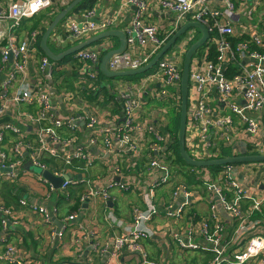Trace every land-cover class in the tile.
<instances>
[{
  "label": "built area",
  "instance_id": "obj_1",
  "mask_svg": "<svg viewBox=\"0 0 264 264\" xmlns=\"http://www.w3.org/2000/svg\"><path fill=\"white\" fill-rule=\"evenodd\" d=\"M53 1L9 0L6 9L0 10V75H5L0 88V118L7 115L15 121L24 118L27 123L37 126L39 147L30 152V159L33 165L43 169H47L41 160L44 152L55 156V143L67 147L77 139L60 140L57 129L64 126L81 128V123H84L91 130L89 141L83 149L70 152L66 148V153L62 155L64 162L72 165L74 160L84 159L92 165L101 159L100 155H91L85 147L120 159L128 173H124L121 164V168L112 172L115 178L120 179L105 184L97 183L90 195L105 200L110 198L112 190L126 191L133 188L139 192L143 203V209L133 211L131 225L125 226L119 221L116 223L120 231L113 232L111 238L103 239L97 231L88 230L84 224L79 225L74 231L73 243L77 246L74 255L82 252L78 250L82 244L90 242L98 260L107 255L105 264H175L169 261V257H174L172 250L180 255L208 251L212 257L203 262L199 260L200 264H264V189L261 188L264 187V161L246 164L252 173H259L260 188L238 182L235 175L239 174V170H245L244 163H239L220 171L201 167L196 177L203 176L207 180H203L205 194L198 192L199 189L194 186L180 182L176 171L167 162L171 137L160 132L155 124L156 115L165 112V108H147L151 99L181 108L183 62L190 44L194 42V34L186 36L181 44H177L178 38L175 43L179 50L175 48L169 52L174 43L139 83H120L117 86L115 90L122 105L121 116H113V127L101 128L99 115L88 113V116L63 117L55 111L48 81L58 79L55 77L56 62L37 48V31L19 37L23 19L50 7ZM156 2L162 9L174 13L171 22L165 27L147 20L151 0H123L116 15L112 17L98 14L97 7L73 13L62 24L63 33L54 31L51 34L52 41L64 51L99 33L115 30L122 22L121 10L134 7L136 10L126 26V49L114 54L108 62L111 71H129L150 63L184 25L190 22L202 23L209 31L205 44L215 45L218 52L211 57L209 47L203 46L192 57L186 128V144L190 155L200 161L221 159L218 155L222 144L234 148L233 143H236V137L241 132L249 135L250 149L247 155H264V51L258 49H264V13H260L263 0ZM245 35L247 38L236 44L230 39ZM102 46L108 47L107 44ZM104 55L99 47L90 46L74 53L73 58L80 64L76 80L80 87H92L96 91L100 84L99 67ZM73 60H69L71 63L68 65L58 66L59 69L71 71ZM230 63L236 67L234 75L227 73ZM155 65L158 66L156 71L150 72ZM30 67L34 69L33 77ZM61 96L66 103L77 102L81 97L68 89ZM102 100L100 96L99 101ZM34 101L38 103L39 111L35 115L27 110L23 113L21 107ZM212 101L216 102L215 106ZM227 109L239 118L236 126L233 117L227 114ZM163 119L161 121L165 123ZM12 123L0 125V167L11 168L6 173L0 172V180L15 179L25 153L32 148L21 135L20 127ZM10 134L19 137L7 152L3 148L4 137ZM47 138L53 144H47ZM237 155L234 153L231 156ZM11 157L14 159L11 160ZM143 157L146 158L144 164H141L139 161ZM53 172L57 176L64 174V171L59 170ZM137 177L142 179L138 184ZM39 180L48 182L42 176ZM71 183L73 181L69 179L63 181L61 188L65 193H69L68 186ZM172 185L175 189L168 199H156L157 189ZM179 198H183L184 203L175 208L174 203ZM202 198L211 208V213L203 217L201 213L195 215L197 207L193 206ZM20 202L23 205L27 203L24 199ZM245 203L249 204L248 209L244 208ZM216 204L231 217L229 224L217 216ZM33 207L42 221L51 227L50 240L54 236L62 238L68 230V223L58 233L57 228L51 226L52 213L43 205ZM161 214L176 222L187 220L188 224L182 232L168 229V225H155V219ZM252 217H257L258 221ZM19 224L16 212L0 202V264H40L15 243L11 229ZM256 224L260 225L259 231H253ZM158 236H166L172 245L169 247L168 244L167 252H164L167 256L163 255L157 261L150 257L144 242ZM204 244L212 248H206ZM93 260L91 257L89 262Z\"/></svg>",
  "mask_w": 264,
  "mask_h": 264
},
{
  "label": "crops",
  "instance_id": "obj_2",
  "mask_svg": "<svg viewBox=\"0 0 264 264\" xmlns=\"http://www.w3.org/2000/svg\"><path fill=\"white\" fill-rule=\"evenodd\" d=\"M122 2L123 0H100L98 3L99 6L97 7V13L112 17L113 15H116V12ZM62 3L63 0H54L50 7H55L57 9V6ZM7 4L8 1L0 3V9H6V6H8ZM262 9L264 10V0ZM135 10L136 9L134 7L121 10V16L123 18L122 22L116 27V30L124 32L126 34L127 23ZM263 10L260 13H262ZM148 13L149 16H147V20H149V22L157 23L164 27L167 26V24H169L171 22V19L173 18L172 13H169L166 10L162 9L157 4L156 0H151ZM29 32L30 31H28V29H24L23 31H21L19 37H25ZM104 44L108 45V47H106V50H111V47H113V49L119 47L120 41L119 39L117 41L111 42L102 41L101 43H94V45L90 47H99V50L101 49V51L104 53L105 51L100 48ZM63 61L64 62L61 63L62 66L66 65L65 63L68 62L69 59H65ZM31 77H33L32 73ZM99 78L102 85L111 87V80L108 79L107 81V79L105 80V77L102 80L101 76ZM3 79L4 78L0 77V88ZM62 80L63 78L59 77L58 79L54 80V82L48 81V85L56 90L54 92L50 91L49 94L53 100L54 109L60 116H72L73 109L79 106L78 103H81V106L84 107L82 114H87L88 116L89 113L99 115L101 117V128H109L114 126L113 120L115 119V117L113 116L116 115V113L112 112L111 102L108 101V98L106 96H104L102 102L100 101L99 104H90L93 102L89 101V99L87 100L86 98L83 99L81 97L78 98L77 102L75 100L71 103H66L61 96V93L65 92V89L63 87L58 88V86L56 85L60 82L62 84ZM115 94L117 95L116 92ZM21 110L22 112L26 111L24 105L21 107ZM157 115L155 124L158 128H161V123H163L161 119L163 117L167 118V116H165V112L160 113V116ZM12 121L13 123H16L20 127V129H25L26 132L29 131L30 133H36L38 131V128L35 124L27 123L24 118L16 121L15 119H12ZM7 123L12 122H6L5 124ZM82 126L83 127L80 128V136L76 139L75 143H71L67 147L55 143L56 149H61L64 152L63 154L66 153V151H64L66 148L68 149L67 151L70 152H72V150L74 149H83L86 143L89 141L91 132L88 133V131L91 130L87 129V127L84 125ZM29 134H27V137H30ZM27 137H25L26 140L28 139ZM236 138V143H233L234 153H238L239 155L241 154L242 149H245V151L248 153V150L250 149V145L248 142L249 135L247 133L241 132ZM16 141V137L10 136L9 140L4 144V150L8 152V150L11 149L13 143ZM78 142H81L83 146L76 147L75 144ZM46 143L50 144L51 140L47 138ZM244 143L245 146L243 147ZM72 145L75 146L74 149H70V146ZM85 148H88V152L91 155H100L101 159L96 161L92 165H89L86 160L82 159L83 162L78 161L76 165H69V170L64 171V174L62 176H57L56 174H54L53 171H57V169H49L57 177H64V175H68V178H66V180L69 179L73 181L71 187L69 188V193L63 194V190L61 187L55 188L52 182L48 181L46 178L45 179L48 182L40 181L39 177L42 175H35L31 169L26 170L22 168L25 160L23 161L22 166L19 169V173L17 174V177L15 179L0 180V202L12 208L18 215V219L21 223L19 225H16L15 227H12L11 229L14 232V241L18 246L23 248V250L31 255L33 260L38 261V263L40 264L95 263L97 261V258L89 262V259L95 254L93 253L92 247H90V242H85V244H82L78 249L82 252L74 255V253L77 251V246L75 245V243H73L75 229H77L79 225L84 224L87 226L88 230L97 231L98 235H100L101 238H111L113 232L118 233L120 231V228L116 224L118 221L120 223H124L125 226L131 225L133 211L137 208L143 209L141 196L139 192L134 190L133 188L126 191L112 190L109 194L110 198L105 200L98 197H92L90 195V192L95 189L97 183L105 184L111 180H119L120 177L115 178L112 172L116 168H121V164L123 165L122 170H124V173H128V170L126 169L124 162L120 159H114L109 154L102 155V153H100L98 150L92 148L90 149V147ZM24 156H27V159L29 158V160H27L28 163L26 164V166L28 164L31 166H35L31 163L30 154L28 152H26ZM244 165L245 170H239V174L235 175L238 182H242V184H250L254 187L260 188L261 185L258 184L259 173H252L250 168L246 164ZM239 168L241 167L239 166ZM5 169L7 168L0 167V172H8ZM186 170L188 171V173L193 174L191 177V181L193 183L192 186H194V188L196 189H199L198 192L202 191L203 194H205L206 187L203 184V180H207V178L203 176L198 178V176L196 177V173H193L191 171L189 172V169ZM131 171L134 172L135 169H131ZM177 178L179 179V177ZM140 181H142V179L137 177V184ZM51 185L54 187L53 189H51ZM170 187L167 188V186H164L157 189L156 199H168L170 196H167L166 192H168ZM261 188L264 189V187ZM214 197L215 196H213V199ZM23 199L27 202L25 205L21 204L20 202ZM183 201V198L177 199L174 203V207H181L184 203ZM66 202H70V204H66ZM40 205H43L46 209H48L50 213H52V216L54 215L59 221L63 223V225L68 223V230L62 238L54 236L51 237L50 240L49 232L51 227L46 225L42 221L40 214L36 213L33 210V206ZM244 205V208L248 209L249 204L245 203ZM193 206L194 208L197 207V210L196 212H190H195V215L199 216V214L201 213L200 216L203 217L204 215H208L211 213L210 205L204 202L203 198L202 201L194 203ZM215 207L217 216L223 219L225 223L229 224V222H231V217L224 210H222V208L219 207L218 204H216ZM256 218L252 217L254 221H258V219ZM154 224L162 227L168 225V229L173 228L182 232L187 226L188 221L183 220L180 222H176V220L174 219L168 220L166 219L165 214H161L155 219ZM51 226L53 228L58 227L54 223V221H52ZM253 229V231H259L260 225H254ZM245 230L249 232L251 231L247 230L246 228ZM144 244H146V247L150 252V257L158 261L160 260L161 256L163 257V255H165L164 252H167L168 244L169 247H171L172 242H168L166 236H158L153 240L145 241ZM204 246L206 248H212L211 246L205 244ZM171 252L174 257H169V261L175 264H200V262H198L199 260H202L203 262L204 260H208L212 257V255L209 254L208 251H198L194 255L192 253L180 255L174 250H172ZM106 256L107 255H105L103 259L98 260V264H105L104 261L106 260ZM165 256H167V254Z\"/></svg>",
  "mask_w": 264,
  "mask_h": 264
},
{
  "label": "trees",
  "instance_id": "obj_3",
  "mask_svg": "<svg viewBox=\"0 0 264 264\" xmlns=\"http://www.w3.org/2000/svg\"><path fill=\"white\" fill-rule=\"evenodd\" d=\"M72 0H63V3L57 6V9L55 7H47L45 9L40 10L38 13H36L34 16L30 17V18H25L22 21V24L19 27V32L23 31L24 29H28V31H37L38 33V37H37V42H36V46L37 48L40 50L41 53L44 54L43 50L40 47V41L42 39L43 34L45 33L48 25L52 22V20L56 17V15L66 6H68L70 4ZM99 1L100 0H84L82 1L75 9H73L72 12H70V15H72L73 13H79V12H84L86 10L92 9V8H96L99 6ZM67 16V17H68ZM66 17V18H67ZM66 18L61 21L57 28L55 29V33H63L64 29L62 28V24L65 22ZM245 38H247V36H234V37H230L231 41L233 44H236V42L239 41H243ZM50 41H52V38L50 36L49 38V45H50ZM103 41H97V43H101ZM94 44H92L91 46H93ZM205 47L208 46L209 47V54L211 55V57H214L216 55V53L218 52L215 45H212L210 43H207L204 45ZM257 48V47H254ZM260 51H264V49L258 48ZM63 49L59 50L62 51ZM106 52L103 53V55ZM69 56H67L66 58H64L63 60H68ZM74 58H72L73 60ZM62 60V61H63ZM71 60V59H69ZM56 70H55V76L62 77V84L61 82L59 84H56L58 86V88L63 87L65 90H71L73 92L76 93V95L81 96V98L83 99H89V101L93 102L90 104H99V99L100 96H102L104 98V96H106L108 98V101L111 102V107H112V112L118 114L120 117V112L122 109V105H121V101L119 100L118 96L115 94L116 92V87L113 85V82L111 83V87H108L106 85H102L101 82L100 84H98V88L96 89V91L92 90V87L89 88H83L80 87L78 85V83L76 82L77 80V72L78 69L77 67L80 65L75 59L72 61V70L71 71H66L63 69H59L58 66H62L61 63L56 62ZM230 72V75H234L236 73V67L234 66L233 63L229 64L227 73ZM100 76L105 77V75L101 72V70L99 71ZM106 78V77H105ZM94 92H97L96 94ZM181 93V91H180ZM150 102H156L154 99H151ZM160 103V102H159ZM25 110L30 111L32 114H36L39 111V105L36 101H34L33 103L30 104H25L24 105ZM159 108H165V116L163 121H165V123H161V128L159 127L160 132L162 131V133H166L167 136L171 137V143L169 146V150L167 151L168 156H169V161L167 160V162L169 163V165L173 168L174 171H176L177 176L179 177V181L182 183H185L189 186H192L193 183L191 181V177H192V173H187L186 169H189V172H193V173H197V170L200 169V167H195V166H191L189 164H187L181 157L180 155V151H179V144H178V134H179V129H180V122H181V111H180V106L179 107H169V104L167 103H160V105L158 106ZM187 124H188V119H187ZM30 132L27 131L25 129H21V135L24 137H27V134H29ZM81 130L78 127H68V126H64L61 128L57 129V136L60 140H69V139H76L80 136ZM30 137H27V142L30 144V148L27 152L30 154V152H32L34 149L39 147V142H38V134L33 132L29 134ZM10 136H14L18 139V135L17 134H10ZM9 135H6L4 137V143H6L9 140ZM53 142H51L50 144H52ZM186 149L189 152V154H191L190 149L188 148V145L186 144ZM57 150V155H51L48 152H44L42 155V162L47 166L48 169L51 170H59V171H66L69 170L68 166L63 158V151L61 149H56ZM68 150V149H66ZM65 150V151H66ZM230 151V153H228L227 151ZM148 153V151L146 152ZM234 155V148L232 146H228V145H223L222 144V148L220 151V154L218 155V157H227V156H231ZM146 157H143L141 161H139V163L144 164ZM14 158L11 157V160H13ZM25 160V161H24ZM27 160H29V158L27 159V156H24L23 158V167L24 169H31V165H27L28 163ZM78 161H82V159H77L74 160L72 162V165H76ZM233 165H237V164H224L221 166H213V167H208L209 169L213 170V171H220L228 166H233ZM140 166V164H139ZM38 167V166H37ZM41 168V167H40ZM72 184V183H71ZM71 184L68 186V191L69 188L71 187ZM175 186L172 185L170 187V189L168 190V192H166L167 196L172 195V192L174 191ZM63 194H66L63 191ZM66 204H70V202H66ZM58 208V207H57ZM58 213V210H57ZM66 234V232L63 234V236Z\"/></svg>",
  "mask_w": 264,
  "mask_h": 264
},
{
  "label": "water",
  "instance_id": "obj_4",
  "mask_svg": "<svg viewBox=\"0 0 264 264\" xmlns=\"http://www.w3.org/2000/svg\"><path fill=\"white\" fill-rule=\"evenodd\" d=\"M6 0H0V3L5 2ZM82 1L84 0H72L68 6L63 8L56 17L52 20V22L47 27L45 33L42 36V39L40 41V47L43 50L44 54L53 62H60L64 58H66L69 55L74 54L75 52L85 48L86 46H90L91 44L100 41L102 39L108 38V37H117L120 41L119 47L112 49L110 51H107L104 57L102 58L101 64H100V70L105 75V77L109 80H115L118 78H123L127 76H135L139 74L146 73L159 59V57L164 54L174 43L175 41L180 38L181 35H183L188 29L196 28L201 32V37L192 44L186 55L183 62V71H182V80H181V122H180V129L178 134V144H179V151L182 159L189 165L195 166V167H213V166H221L224 164H239V163H248V162H258V161H264V155H247V152L245 149L241 150L242 155L237 156H231L221 159H215V160H207V161H200L197 159H194L189 152L186 149V128H187V119H188V94H189V81H190V65L192 61L193 55L202 48L208 37H209V31L208 29L200 22H190L183 27L179 29V31L168 41V43L163 47V49L154 57V59L148 63L146 66L139 68L137 70H129V71H111L108 68V62L109 59L113 54L120 53L124 49H126L127 40H126V34L124 32L118 31V30H108L103 33H99L77 45H74L73 47H70L64 51L61 52H55L53 49L49 46V38L51 34L55 31L58 24L63 21L70 12L73 11ZM2 10V9H0ZM174 15V13H172ZM174 48L179 50V46L177 44H174ZM104 50V49H103ZM10 57L12 59V54L10 53ZM247 59H245L246 61ZM31 73H34V69L30 67ZM1 78H5L4 74H1ZM52 82V80H49ZM110 84V83H109ZM50 91H56L54 88H52L49 85ZM61 98V97H60ZM61 101V99H60ZM10 114V112H9ZM6 122H12V118L10 115H7L5 117L0 118V125L5 124ZM84 123H82L83 125ZM91 131H88L90 133ZM76 147H82L83 144L81 142H78L75 144ZM75 146H70V149H74ZM245 146V143L243 144V147ZM96 150V149H95ZM31 170L34 172L39 168L37 166H30ZM7 171H10V167H6ZM38 174L42 175L44 178H46L48 181L52 182L55 188L61 187L63 181L68 178V175H64V177H57L55 176L49 169H43L40 168L38 171ZM52 221L58 226L57 232L60 233L63 228V223L59 221L54 215L52 216ZM91 247V246H90Z\"/></svg>",
  "mask_w": 264,
  "mask_h": 264
},
{
  "label": "rangeland",
  "instance_id": "obj_5",
  "mask_svg": "<svg viewBox=\"0 0 264 264\" xmlns=\"http://www.w3.org/2000/svg\"><path fill=\"white\" fill-rule=\"evenodd\" d=\"M6 1H9V0H6ZM263 12H264V10H263ZM111 30V29H110ZM116 30V29H115ZM108 31V30H107ZM194 34V42L192 43V44H194L200 37H201V32L198 30V29H196V28H191V29H189V31L185 34V35H182L178 40H177V44L179 43V44H181L183 41H184V39H185V37L186 36H188L189 34ZM118 39H117V37H108V38H105V39H103V41L104 42H111V41H117ZM126 40H127V38H126ZM96 43V42H95ZM94 44V43H93ZM192 44H190V46L192 45ZM92 45V44H91ZM90 45V46H91ZM50 46L52 47V49H53V51H55V52H59V50H61L62 49V47L61 46H59L56 42H54V41H50ZM189 46V47H190ZM86 47H89V46H86ZM85 47V48H86ZM100 48H102V49H104V50H106V47L105 46H101ZM175 48L174 47H172L171 49H170V51L169 52H171V51H173ZM121 53V52H120ZM117 54V53H116ZM114 55V54H113ZM112 55V56H113ZM111 56V57H112ZM74 57V54H72V55H69V57L67 58V59H72ZM110 60V59H109ZM64 61H60L59 63H63ZM69 63H71V62H66L65 64L66 65H68ZM158 68V66L157 65H155L154 67H153V69H151V71L150 72H154V71H156V69ZM146 73H144V74H139V75H135V76H127V77H123V78H118V79H115V80H112L111 81V83L113 82V85L117 88V86L120 84V83H122V84H136V83H139L142 79H144L145 77H146ZM102 78V80L104 79V77L102 76L101 77ZM107 78H105V80H106ZM107 81H108V79H107ZM52 82H54V79L52 80ZM171 88H173V87H171ZM79 104V106L77 107V108H74L73 109V111H72V115H80V116H82V112H83V109H84V107H82L81 106V103H78ZM160 105V103L159 102H150L149 103V105H147V108H152L153 106H159ZM212 105L213 106H215L216 105V102L215 101H212ZM169 107H173V108H175V106L174 105H169ZM227 114L228 115H231L232 117H233V119H234V125L236 126L237 124H238V120H239V118H237L233 113H232V111L230 110V109H227ZM157 116H160V113H158V115ZM82 124V123H81ZM228 153H230V151L228 150L227 151ZM239 155H242V154H239ZM248 163H250V162H248ZM244 164H247V163H244ZM37 170L36 171H34V174L35 175H37L38 174V171L40 170V167L39 168H36ZM93 259H96L97 257H96V255L94 254L93 256ZM210 257V256H209ZM91 264H98V258H97V261L95 262V263H91Z\"/></svg>",
  "mask_w": 264,
  "mask_h": 264
}]
</instances>
